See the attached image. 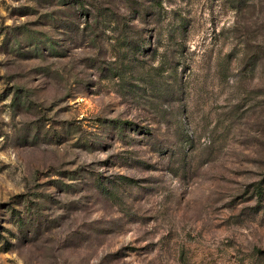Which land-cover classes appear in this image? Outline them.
Returning <instances> with one entry per match:
<instances>
[{
  "label": "rangeland",
  "instance_id": "374dc122",
  "mask_svg": "<svg viewBox=\"0 0 264 264\" xmlns=\"http://www.w3.org/2000/svg\"><path fill=\"white\" fill-rule=\"evenodd\" d=\"M0 264H264V0H0Z\"/></svg>",
  "mask_w": 264,
  "mask_h": 264
},
{
  "label": "trees",
  "instance_id": "16d2710c",
  "mask_svg": "<svg viewBox=\"0 0 264 264\" xmlns=\"http://www.w3.org/2000/svg\"><path fill=\"white\" fill-rule=\"evenodd\" d=\"M80 8H81V10H83L84 6H81ZM146 133H148V132H146Z\"/></svg>",
  "mask_w": 264,
  "mask_h": 264
}]
</instances>
